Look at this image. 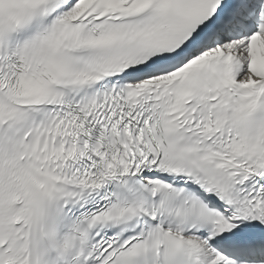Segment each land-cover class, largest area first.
<instances>
[{
  "label": "snow or ice",
  "instance_id": "6c2138e0",
  "mask_svg": "<svg viewBox=\"0 0 264 264\" xmlns=\"http://www.w3.org/2000/svg\"><path fill=\"white\" fill-rule=\"evenodd\" d=\"M0 264H264V0H0Z\"/></svg>",
  "mask_w": 264,
  "mask_h": 264
}]
</instances>
